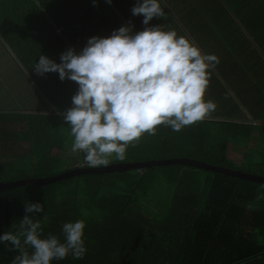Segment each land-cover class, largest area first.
Listing matches in <instances>:
<instances>
[{
  "label": "trees",
  "instance_id": "1",
  "mask_svg": "<svg viewBox=\"0 0 264 264\" xmlns=\"http://www.w3.org/2000/svg\"><path fill=\"white\" fill-rule=\"evenodd\" d=\"M114 1L113 6L106 0H0V42L27 76L29 90L49 105L47 112L0 108L1 183L90 167L83 153L70 152V128L61 115L71 107L78 85L61 81L56 72L38 75L33 67L41 54L60 63L69 47L78 53L89 37L108 36L126 25L118 10L132 14L134 5ZM175 3L191 34L207 18V28L198 31L210 39V53L218 58L226 53L216 67L227 66L235 79L241 53L226 44L229 31L223 24L207 26L222 5L217 0ZM218 84L212 71L205 99L217 107L209 117L179 132L161 125L156 135L145 133L128 147L125 160L114 163L185 157L264 176V109L254 110L259 116L248 121L235 119L242 112L233 101L226 104ZM233 141L260 146L253 159L242 151L244 168L227 156ZM25 201L43 205V212L32 216L41 221L44 236L63 240L65 222H85L84 257L69 254L51 264H264V183L173 163L19 184L0 189V234L15 232ZM16 255L10 244L0 243V264H11Z\"/></svg>",
  "mask_w": 264,
  "mask_h": 264
},
{
  "label": "clouds",
  "instance_id": "2",
  "mask_svg": "<svg viewBox=\"0 0 264 264\" xmlns=\"http://www.w3.org/2000/svg\"><path fill=\"white\" fill-rule=\"evenodd\" d=\"M131 12L143 16V30L133 33L129 22L108 36L89 37L78 53L69 47L60 63L41 54L33 67L38 75L56 72L61 81L78 85L71 107L61 115L70 128L71 151L83 153L90 167L107 166L113 156L123 161L128 147L145 133L154 136L161 125L179 132L217 107L205 93L218 56L163 24L149 26L154 17L165 18L160 0H137ZM24 212L15 232L0 234V243L17 252L11 264L84 257L83 220L65 222L61 240L51 233L44 236L41 221L33 218L43 212L41 203L25 201Z\"/></svg>",
  "mask_w": 264,
  "mask_h": 264
},
{
  "label": "rangeland",
  "instance_id": "3",
  "mask_svg": "<svg viewBox=\"0 0 264 264\" xmlns=\"http://www.w3.org/2000/svg\"><path fill=\"white\" fill-rule=\"evenodd\" d=\"M176 1L178 0H160L161 7L164 8L165 11V18L154 17L149 22V26L163 24L166 29H174L177 31L178 35L188 37L193 43L197 44L203 52L210 53V50H208L210 47V39L207 35H201L198 31L199 28H202V30L207 28L205 24L207 18L198 22L199 24L195 25L196 27L193 29L195 30V33L191 34L189 31L190 25L185 24L183 19L182 21L180 20L182 17L179 14V9L175 3ZM202 1L204 2V0ZM217 1L222 5L217 9V19L208 22L207 26H209L210 23H215L217 21L221 25L223 24L225 29L229 31V35H226V38L228 39L226 44L236 48L242 56L241 59H237L238 72L233 74L235 79L227 72L230 69L227 66L222 68L215 67L213 73L220 81L218 88L222 91L224 99L227 100L226 104H230L228 100L233 101L236 104V109L242 112L239 117L235 118L234 116L235 119L241 120L243 116L247 118L259 116L254 113V110L262 113V109H264V24L259 23V20H264V0ZM189 2L191 3V6H195L197 0H189ZM136 3L137 0H128V7H131ZM111 5H116V2L112 0ZM118 13L126 25L131 22L133 33L143 30L144 25L142 24V15L132 16L131 13H128L127 15L121 10H118ZM207 44H209V47H207ZM215 46L217 45L213 44L214 48L212 51H216ZM219 54L220 56L222 55L219 58V61L221 58H225L226 53ZM0 60L4 63L11 61L6 53L2 54L1 50ZM11 77L12 76L4 73L0 68L1 98H11L10 100L21 98V100H25L31 95V90H29L31 88L30 84H28L27 89L22 86L19 87L17 84L18 79L16 77L14 79V87L11 80L8 79ZM21 80L22 78L18 80V82H21V84L24 85V82ZM7 105L8 103H6V105L0 103V107H9ZM262 115L264 117V114ZM256 119L262 118L257 117ZM236 142V144H234V141L230 144V147L227 150V156L232 159L231 161L234 163V166L244 168V165L241 162L243 159V152H250V156L253 159L256 156V147L258 148V151H260V146L255 142L248 144L247 146L244 145L243 141ZM110 159L112 163L116 160L114 156ZM72 160L73 157L68 161L70 165H72L70 163Z\"/></svg>",
  "mask_w": 264,
  "mask_h": 264
},
{
  "label": "water",
  "instance_id": "4",
  "mask_svg": "<svg viewBox=\"0 0 264 264\" xmlns=\"http://www.w3.org/2000/svg\"><path fill=\"white\" fill-rule=\"evenodd\" d=\"M176 164V163H183L188 164L190 166L198 167V168H204L207 170H214L218 172H222L224 174H229L231 176H236L239 178H245L247 180L253 181V182H260L264 183V176L252 174L248 172H243L241 170L236 169H230L226 167H220L211 165L202 161H198L195 159L180 157V158H169V159H157V160H146V161H138V162H130V163H111L107 166H99V167H78L75 169L66 170L63 173L59 174L58 176H52V177H40V178H21L15 181L11 182H0V189L16 186L19 184H25V183H40L44 184L50 181H53L58 178L63 177H69L72 175H78L81 173H103V172H109L113 170H127L130 168H146L150 167L152 165H165V164Z\"/></svg>",
  "mask_w": 264,
  "mask_h": 264
},
{
  "label": "crops",
  "instance_id": "5",
  "mask_svg": "<svg viewBox=\"0 0 264 264\" xmlns=\"http://www.w3.org/2000/svg\"><path fill=\"white\" fill-rule=\"evenodd\" d=\"M0 50L2 51V54L6 53L9 59L11 60V55H9V53L7 52V50L5 49L4 45L1 42H0ZM0 68L2 69L4 73L9 74V76H12L11 78H8V79L11 80V83L14 87H15L14 79L16 77L18 80L22 78L21 81L24 82L25 86H28V84H30V83H27V79H26L27 76L25 74L20 73L21 71L19 72L18 63L12 62V61L8 63L6 62L4 63L3 61L0 60ZM18 80H17V84L20 87L23 84H21V82H18ZM30 93L31 95H29L25 100H21V98L10 100L11 98H1V95H0V103H2V105H6V103H8L7 106H9L10 108L16 109V110H20L22 108H27V109L41 108L43 109L42 111L47 112L46 110L49 109V105H47L42 100L41 96H39L38 93H35L33 91H31ZM9 107L5 106V107H0V108L7 109ZM249 119L250 118L243 116V118H241L240 121H248Z\"/></svg>",
  "mask_w": 264,
  "mask_h": 264
}]
</instances>
